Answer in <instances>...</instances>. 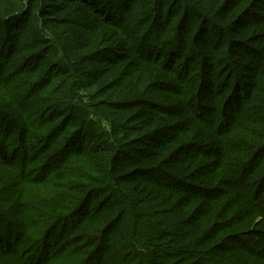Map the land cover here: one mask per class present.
<instances>
[{
    "label": "trees",
    "instance_id": "obj_1",
    "mask_svg": "<svg viewBox=\"0 0 264 264\" xmlns=\"http://www.w3.org/2000/svg\"><path fill=\"white\" fill-rule=\"evenodd\" d=\"M36 2L0 0V264H264V0ZM66 5L97 38L42 62ZM137 75L113 138L72 103Z\"/></svg>",
    "mask_w": 264,
    "mask_h": 264
},
{
    "label": "rangeland",
    "instance_id": "obj_2",
    "mask_svg": "<svg viewBox=\"0 0 264 264\" xmlns=\"http://www.w3.org/2000/svg\"><path fill=\"white\" fill-rule=\"evenodd\" d=\"M37 2L38 3L40 2L41 4L45 5V4H49L50 0H37ZM99 10H102V8ZM102 11L103 12H100L101 13L100 16L103 17L105 11L104 9ZM85 14L82 11L76 9V7L72 5V6H67V8L64 11H61L56 15H54L53 19L50 20L49 25L45 26V30H44L45 24L41 22L30 23L28 25L31 31L38 29L39 32H42L39 35H42V37L44 38L47 39L50 38L49 40H51V36L53 35L54 37L53 41L49 42V40H47V42L44 43L45 47L40 49L45 53L44 55L45 60H43L42 62H53V60L60 61V59L66 61L67 58H70V60L78 61V58L72 59L73 57L72 54L82 55L89 47V45L92 43V41L97 38V25L93 26V24H91V22L89 21L90 20L89 17L88 19H86L88 14L87 15ZM93 16L95 15L92 14L91 17ZM123 16L124 15H122V18ZM12 25H15V23H12ZM47 30L50 31V33L48 34L50 35L52 34L51 36L46 34ZM17 43L20 45V47H22L23 40L17 39ZM53 49L57 51H54ZM59 49L61 50V52H58ZM63 49L65 50V52L63 51ZM188 53H190V49H187L183 55H177V59H172L174 58L175 55H171L172 60L170 63H173L176 60L178 61V65L174 67L177 68L178 66L180 67L181 65L186 63L185 61L188 58ZM149 57L155 60H159L160 64L164 63V61H162L164 60V57L157 59V56L154 53L149 55ZM1 64L2 67L4 68L2 62ZM11 67L12 65L7 68V71L9 73L8 78L0 77V86H2V84L4 83L8 85V83L10 82V88L14 90V92H18L19 94L23 93L24 89L20 88L18 86V83L16 82L19 78L17 77V75H15L16 74V72H14L15 70L12 72V70L10 69ZM95 68H97V66H95ZM191 70L194 71L195 75L198 77V75L200 74L199 73L200 66L197 60L194 61L193 66L191 65ZM20 78H23V75L20 76ZM139 78L140 77L137 75L132 79H127L125 81L124 86L121 89H118L117 87L112 86L113 84L109 83L110 77L108 76L103 77L102 80L96 81V83L91 84L90 87L82 88L79 92H76L79 98L77 97L76 99H74L75 98L74 97L72 99V103L74 102V104H76L77 106L81 104V109L79 111L84 112V116L86 120L93 122L94 127L99 131V133L103 132V135H106L107 138H113V133H112L113 131L111 130L110 127L111 121L119 124L125 130H128L136 125L135 122L130 121L131 120L130 117L133 114H135L134 108H128L129 106L126 107L125 106L126 103H123V101H127L133 89H137L135 90V93H143L142 87H138L136 82L133 83L132 85L130 84L131 82H134L136 79ZM139 81L141 82V80ZM82 82H84L83 84L86 85H81V86H87L89 81L83 78ZM231 86L229 88H231ZM0 94H2V97L5 98L4 92H1ZM153 94L155 95L154 97L157 96L162 97L165 103L170 104L177 102L175 97L167 95L165 91L154 90ZM30 99L34 100L32 99V97ZM39 102L43 107L46 106L45 100L42 99ZM20 103L21 105L24 106L25 108L24 111L25 110L32 111L31 109L33 105L32 101L30 102L20 101ZM95 112L98 113L97 116H95ZM2 191L3 192H0V194H2L3 196L6 190L5 191L2 190Z\"/></svg>",
    "mask_w": 264,
    "mask_h": 264
}]
</instances>
